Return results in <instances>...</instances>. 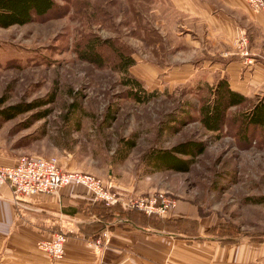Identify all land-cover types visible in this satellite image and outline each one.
I'll use <instances>...</instances> for the list:
<instances>
[{
	"label": "rangeland",
	"instance_id": "rangeland-1",
	"mask_svg": "<svg viewBox=\"0 0 264 264\" xmlns=\"http://www.w3.org/2000/svg\"><path fill=\"white\" fill-rule=\"evenodd\" d=\"M53 2L27 22L0 26V108L31 106L0 117V158L54 155L62 169L93 174L123 197L165 192L182 205V215L156 229L192 237L201 222L203 237L261 240L264 126L246 118L264 99L261 5L252 0ZM90 52L100 61L89 60ZM119 53L133 60L124 72L118 70ZM125 78L133 83H123ZM220 78L245 99L229 106L220 129L212 131L201 124L198 108L213 99ZM134 82L147 98L128 94L136 90ZM191 140L202 142L200 152L175 153L188 158L187 169L154 164V151ZM81 237L95 264L103 241L92 233ZM0 264L8 263L0 259Z\"/></svg>",
	"mask_w": 264,
	"mask_h": 264
},
{
	"label": "crops",
	"instance_id": "crops-1",
	"mask_svg": "<svg viewBox=\"0 0 264 264\" xmlns=\"http://www.w3.org/2000/svg\"><path fill=\"white\" fill-rule=\"evenodd\" d=\"M261 32L264 33V10L261 9ZM261 83H264V46L261 45ZM15 158L2 159L11 164ZM86 189L68 184L50 194L26 198L17 213L7 184H0V259L8 264H90V251L81 237L79 225L98 221L79 210L78 199L87 200ZM125 208H131L126 207ZM72 210H75L72 212ZM182 205L175 202L165 217L175 219ZM116 212V211H115ZM114 212V213H115ZM96 231L100 241L95 264H264V237L255 241L242 236L221 242L212 234L203 237L205 229L197 222L198 234L188 237L176 231L156 229L149 224H137L124 215L101 221ZM53 231H69L65 235L62 258L51 260L35 248L34 241ZM42 228V232H39ZM104 232V235H100ZM203 232V231H202ZM68 233V232H67ZM83 239V240H82Z\"/></svg>",
	"mask_w": 264,
	"mask_h": 264
},
{
	"label": "trees",
	"instance_id": "trees-1",
	"mask_svg": "<svg viewBox=\"0 0 264 264\" xmlns=\"http://www.w3.org/2000/svg\"><path fill=\"white\" fill-rule=\"evenodd\" d=\"M53 4V0H0V26L6 27L13 23L21 24L27 22L32 18L33 14L42 15L52 8ZM90 53L92 54L91 56H86L89 60L96 62L100 61L96 54ZM118 55V70L124 72L133 60L131 57L125 56L124 54L119 53ZM129 81L133 83L131 78H125L123 83L129 84ZM134 85H136V90H129L128 92L133 99L143 100L149 96V93L144 91L141 95L139 94L138 89L140 88H138V82H134ZM213 94L214 97L210 102H205L198 108L201 124L205 129L212 131L220 129L225 118V111L229 106L238 104L245 99L244 95L232 89L224 78H220L216 81ZM30 108L31 106L27 104H8L0 108V117L2 119H8ZM246 118L247 121L252 124L260 125L261 127L264 126V99H261V101L253 105ZM202 148V142L191 140L187 142H178L170 149L156 150L151 155H153V162L157 167L184 170L187 169L188 158H180L176 156L175 153L184 152L193 155L200 152ZM86 193L89 196L87 200L78 199V206H82L79 210L83 209L87 215L94 214L96 218L99 219V222L94 221L79 225V230L83 232V234L92 233L96 235V231L101 227L99 223L104 220H111L115 214L124 215L137 224H149L151 226H159V228L161 226L167 228V224L174 222V219H159L160 216L155 213L146 214L143 210L136 207L125 208L119 201L106 204L101 200L93 199L88 192ZM74 211L75 210H72V212ZM167 221L168 223L165 224ZM206 231L211 230L208 228ZM219 237H221V242H225L232 239L233 236L223 234Z\"/></svg>",
	"mask_w": 264,
	"mask_h": 264
},
{
	"label": "built area",
	"instance_id": "built-area-1",
	"mask_svg": "<svg viewBox=\"0 0 264 264\" xmlns=\"http://www.w3.org/2000/svg\"><path fill=\"white\" fill-rule=\"evenodd\" d=\"M252 1L264 9L263 0ZM1 183L9 187L17 213L25 208L26 198L41 193L50 194L68 184L83 186L93 199L106 204L119 201L123 206L139 208L146 214L155 213L162 216L175 204L174 199L162 191H148L134 197H123L117 190L105 186L101 179L93 174L62 169L54 155H20L11 164H0ZM103 235L104 232L100 237ZM64 241L65 234L56 231L48 237L36 240L35 248L51 260H57L62 258Z\"/></svg>",
	"mask_w": 264,
	"mask_h": 264
}]
</instances>
